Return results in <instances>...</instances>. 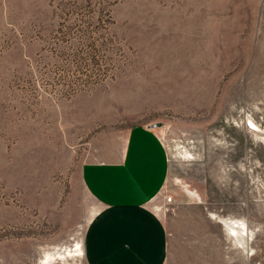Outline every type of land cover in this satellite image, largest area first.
<instances>
[{
  "label": "rangeland",
  "instance_id": "374dc122",
  "mask_svg": "<svg viewBox=\"0 0 264 264\" xmlns=\"http://www.w3.org/2000/svg\"><path fill=\"white\" fill-rule=\"evenodd\" d=\"M149 124L167 264H264V0H0V264H86L82 166Z\"/></svg>",
  "mask_w": 264,
  "mask_h": 264
},
{
  "label": "crops",
  "instance_id": "0c3cea01",
  "mask_svg": "<svg viewBox=\"0 0 264 264\" xmlns=\"http://www.w3.org/2000/svg\"><path fill=\"white\" fill-rule=\"evenodd\" d=\"M168 169L166 149L147 125L131 127L108 158L84 163L82 183L101 207L85 230L86 264H167V226L151 202Z\"/></svg>",
  "mask_w": 264,
  "mask_h": 264
},
{
  "label": "bare ground",
  "instance_id": "6f19581e",
  "mask_svg": "<svg viewBox=\"0 0 264 264\" xmlns=\"http://www.w3.org/2000/svg\"><path fill=\"white\" fill-rule=\"evenodd\" d=\"M220 220L228 228L230 236L237 237L240 240L242 246L247 243L248 233L244 222L238 223V221H228L226 219H220ZM72 251L74 252L73 253L74 256L83 255L82 245L79 244V242L75 243L74 249Z\"/></svg>",
  "mask_w": 264,
  "mask_h": 264
},
{
  "label": "built area",
  "instance_id": "2783aa9c",
  "mask_svg": "<svg viewBox=\"0 0 264 264\" xmlns=\"http://www.w3.org/2000/svg\"><path fill=\"white\" fill-rule=\"evenodd\" d=\"M150 129H154V128H156V124H149V125H147ZM164 203L165 204H167V205H169V204H171L172 203V198H171V196H165V198H164Z\"/></svg>",
  "mask_w": 264,
  "mask_h": 264
}]
</instances>
